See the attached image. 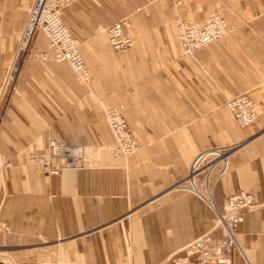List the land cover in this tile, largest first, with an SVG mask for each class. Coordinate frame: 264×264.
<instances>
[{"label": "crops", "instance_id": "obj_1", "mask_svg": "<svg viewBox=\"0 0 264 264\" xmlns=\"http://www.w3.org/2000/svg\"><path fill=\"white\" fill-rule=\"evenodd\" d=\"M32 2L0 0V77ZM213 11L235 28L185 55L173 21L200 24ZM62 16L91 80L66 63L20 61L0 109V154L11 162L0 165V264H168L211 231L208 193L221 209L239 190L257 208L239 226L232 264H264V0H74ZM118 20L135 40L125 54L102 33ZM46 44L37 31L30 49ZM245 91L260 114L240 128L226 99ZM120 104L140 145L128 158L104 147L113 136L103 108ZM50 135L88 146L95 167L55 175L30 167L28 153L46 152ZM215 148H229L228 166L212 188L213 171L196 181L205 198L181 188L196 156Z\"/></svg>", "mask_w": 264, "mask_h": 264}, {"label": "built area", "instance_id": "obj_2", "mask_svg": "<svg viewBox=\"0 0 264 264\" xmlns=\"http://www.w3.org/2000/svg\"><path fill=\"white\" fill-rule=\"evenodd\" d=\"M74 0H33L25 23L17 38V48L11 64L7 67L0 83V103L13 88L20 69V61L26 54L38 61L52 60L66 63L76 75L87 85L91 80V71L86 63L85 56L80 51L82 42L73 35L63 20V9ZM182 51L185 55L194 56L198 51L227 36L233 29L223 14L218 11L211 13L202 23L193 24L183 18H176L173 22ZM126 20L115 21L102 28L107 42L118 54H125L134 45V36L127 28ZM37 31H42L47 38L45 48H38L30 52L31 42ZM19 58V59H18ZM226 106L233 112L239 127L244 128L252 124L260 114L254 97L248 92H241L230 97ZM124 104L116 107L103 108L105 121L113 136L111 150L116 157H129L136 154L140 145L132 135L122 113ZM229 148H215L197 155L181 188L195 191L190 188L188 181L195 175L197 181L205 179L211 169L212 176L208 181L211 186L215 179L227 169V151ZM90 148L74 143H65L50 137L46 152H37L30 155L31 163L48 168L51 174L63 169L78 170L90 162ZM212 153V159L207 160L204 154ZM218 157H224L222 164H214ZM204 158L201 163L199 159ZM214 158V159H213ZM55 163L52 164V160ZM199 161V162H198ZM206 163L205 165L203 163ZM198 164V165H197ZM206 167H203V165ZM197 165V166H196ZM202 165V166H201ZM201 166V167H199ZM199 169L202 171L200 172ZM205 198V197H204ZM215 210L212 218V230H219L220 235L215 237L212 232L203 233L188 242L181 251L176 252L168 260V264H232L233 255L239 248V226L244 222L246 215L257 208L254 196L244 190H239L224 198L221 209L205 198ZM242 253V249H241ZM44 264H64L61 262H47Z\"/></svg>", "mask_w": 264, "mask_h": 264}, {"label": "rangeland", "instance_id": "obj_3", "mask_svg": "<svg viewBox=\"0 0 264 264\" xmlns=\"http://www.w3.org/2000/svg\"><path fill=\"white\" fill-rule=\"evenodd\" d=\"M213 12H216V11H213ZM213 12H211V13H213ZM218 12H219L220 14H223L221 11H218ZM211 13H210V14H211ZM210 14H209V15H210ZM209 15H208V16H209ZM208 16H207V17H208ZM207 17H206V18H207ZM177 18H178V17H177ZM180 18H181V17H180ZM173 22H174V21H173ZM231 26L233 27V29L235 28V24H232ZM233 29H232V31H233ZM232 31H231V32H232ZM231 32H230V33H231ZM102 33H103L104 36H105V33H104V32H102ZM230 33H229V34H230ZM19 34H20V32L18 33L17 38H18ZM105 37H106V36H105ZM225 37H226V36H225ZM46 45H47V44H46ZM207 47H208V46H207ZM29 50H30V52H33V53H34L36 49H34V50L29 49ZM14 52H15V50H14ZM13 58H14V54H13L11 60H10V63L8 64V66L11 64ZM18 59H19V58H18ZM85 60H86V63H87V59H86V57H85ZM48 61H49V60H48ZM50 61H52V60H50ZM8 66H7V67H8ZM6 69H7V68H6ZM6 69H5V71H6ZM5 71H4L3 75H2V77H0V83H1V81H2V79H3V76H4V74H5ZM260 85H261V87L264 88V81L261 82ZM7 96H8V94H7ZM7 96L1 101V103H0V109H2V107L5 106V104H6V102H7ZM230 97H233V96H229V97L226 99V102H227V100H228ZM1 117H2V116H0V124H1V119H2ZM240 128H241V127H240ZM50 137H54V136H51V135H50V136L48 137V139H47V144H48V140H49ZM74 144H76V143H74ZM111 144H112V143H111ZM111 144H108L107 146H104V147H105V148H108V149L111 150ZM47 146H48V145H47ZM86 147H88V146H86ZM88 148H89V147H88ZM46 151H47V150H46ZM111 151H112V150H111ZM37 152H39V151H32V152H29V153H28V165H29L30 167L37 168V169H41V170H43V171L45 172V174H47V175H55V174H58V173L61 171V170H59V171H57V173L51 174V173L49 172V169H48V168L45 169V168H43L42 166H37V165L32 164V163H31V160H30V155L33 154V153H37ZM41 153H42V152H41ZM91 157H92V152L90 151V158H91ZM210 159H212V156H210V157L207 158V160H210ZM213 159H214V158H213ZM217 159H219V157H218ZM215 160H216V159H215ZM215 160H214V161H215ZM55 161H56V160L53 159V160H52V164H54ZM214 161H213V162H214ZM10 163H11V162H10L9 159L5 158V156H2V155L0 154V165H1V166H5V165H8V164H10ZM203 164L205 165L206 163L204 162ZM203 164H202V165H203ZM202 165H201V166H202ZM204 165H203V167H206V166H204ZM201 166H200V167H201ZM94 167H95L94 160L91 158V159H90V162H89L88 165H86V166L83 167V168H79V169H87V168H94ZM79 169H78V170H79ZM72 170H74V169H72ZM200 178H201V176L199 177V179H200ZM203 180H204V182H206V178H205V179H202V180L199 181V182H202ZM209 180H210V179H208V181H209ZM196 181H197V177H195V182H196ZM208 181L205 183L206 187L208 186V185H207V184H208ZM197 182H198V181H197ZM204 182H203V183H204ZM206 189H208V188H206ZM208 196H209V198H211L209 193H208ZM3 229H4V228H3ZM236 252H239V250L236 249ZM9 261H10V260H9ZM56 262H59V261H56ZM9 263H11V261H10ZM61 263H62V262H61ZM64 264H65V263H64Z\"/></svg>", "mask_w": 264, "mask_h": 264}, {"label": "bare ground", "instance_id": "obj_4", "mask_svg": "<svg viewBox=\"0 0 264 264\" xmlns=\"http://www.w3.org/2000/svg\"><path fill=\"white\" fill-rule=\"evenodd\" d=\"M41 33H42V31H41ZM45 35V34H44ZM212 153H209V152H206L205 154H204V156L203 157H205L206 156V158H208V157H210V156H212L211 155ZM132 156V155H131ZM130 157V156H129ZM122 158H128V157H122ZM197 158V157H196ZM195 158V159H196ZM204 158H200L199 159V161H200V163H201V161L203 160ZM223 159H225L224 157H219V159H216L214 162H213V165L214 164H222L223 163ZM205 160V159H204ZM198 161V162H199ZM198 165V164H197ZM196 165V166H197ZM200 167V166H199ZM214 169H210L209 171H208V173H211L212 171H213ZM199 171L201 172L202 170L201 169H199ZM206 174V175H208L209 176V174ZM187 186H189L190 188H192V189H194V190H197L196 189V182H195V175L190 179V181H188V185Z\"/></svg>", "mask_w": 264, "mask_h": 264}]
</instances>
